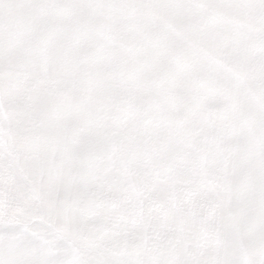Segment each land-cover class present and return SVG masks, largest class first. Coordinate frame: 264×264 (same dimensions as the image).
Masks as SVG:
<instances>
[{"label":"snow or ice","instance_id":"6c2138e0","mask_svg":"<svg viewBox=\"0 0 264 264\" xmlns=\"http://www.w3.org/2000/svg\"><path fill=\"white\" fill-rule=\"evenodd\" d=\"M65 8L70 18L29 26L16 34L17 47L39 58L43 77L81 86L119 133L104 136L106 144L142 146L123 136L133 125L161 136L183 132L194 108L201 140L215 148L216 177L209 182L203 171L190 173L206 207L176 222L207 245L198 264H241L227 250L242 235L240 222L221 214L224 205L253 212L243 235L264 247V143H246L264 135V0H0V54L12 32L11 13ZM233 61L246 71L237 72ZM248 99V109L232 115L233 103ZM217 106L228 114L218 128L211 111H201ZM106 156L123 166L118 152ZM67 243L25 210L8 207L0 217V264H65L60 248ZM94 264L125 262L101 251Z\"/></svg>","mask_w":264,"mask_h":264},{"label":"rangeland","instance_id":"374dc122","mask_svg":"<svg viewBox=\"0 0 264 264\" xmlns=\"http://www.w3.org/2000/svg\"><path fill=\"white\" fill-rule=\"evenodd\" d=\"M55 85L0 72V217L14 207L45 219L68 240L60 248L65 264H94L101 251L125 264H172V245L159 233L162 220L172 211L179 217L204 195L171 188L189 179L185 144L141 140L144 125L123 133L142 146L106 144L104 136L119 133L103 122L81 86ZM252 103L245 100V111ZM252 141L264 143V135ZM112 151L123 166L109 162ZM175 255L180 264L185 254Z\"/></svg>","mask_w":264,"mask_h":264},{"label":"crops","instance_id":"0c3cea01","mask_svg":"<svg viewBox=\"0 0 264 264\" xmlns=\"http://www.w3.org/2000/svg\"><path fill=\"white\" fill-rule=\"evenodd\" d=\"M73 15L71 9H60L54 10L52 12H24V13H11V28L12 32L8 35L7 42L4 45L3 52L0 54V72L18 74L19 76L28 77V78H39L44 81H51L52 83H57L58 86L73 87L77 88L79 84H68L64 81L54 80L43 77L37 65L39 63V58L35 54H30L25 51L20 50L16 44V34L26 30L29 26L36 23H47L57 19H67ZM222 55L225 57L231 58V53L225 52ZM231 66L239 73L243 74L246 71V68L243 64L233 61ZM78 90H82L79 87ZM245 100H236L232 106V115H237L240 111H245ZM189 117L185 121L186 130L180 133V130H173L172 137L169 135L161 136L158 132H154L146 124L147 133H143L141 140H152V141H162L165 137L166 140L172 139V141H179L185 144V151L182 154L183 157H188V164L183 162V170L188 172V180L184 182L175 181L172 185V189H182L185 187V190L188 192V196L192 190L193 194H204L203 197L198 199V203L193 205H186L180 212V216L185 215L189 210L202 209L206 207L207 196L205 193H202L199 189H194L192 185L199 183V181H194L193 176L190 173H195L203 171L206 174L207 180L211 182L216 177V166L214 160L215 148L210 144L204 143L200 138V128L199 118L194 116L196 111L194 108L189 107ZM201 111L208 112L211 111L212 115L215 118V126L218 128L220 124L228 118V114L223 111L220 107H213L212 109L204 108ZM146 135V136H145ZM151 135L152 139H149ZM192 144V147H188V144ZM193 142V143H192ZM249 146H253L252 137H249L246 141ZM204 150V151H202ZM174 152V151H173ZM177 154V153H175ZM205 156L207 159L202 160V157ZM192 157L195 159L193 161ZM212 158V164H208V159ZM212 178V179H211ZM181 183V184H180ZM186 195V194H185ZM194 199V198H193ZM169 219L166 220L164 225L165 229L159 231V233L165 234V237L168 238L169 244L172 245V250L170 253L172 264H178L179 258L176 257L175 253H183L185 256L181 257L182 262L180 264H198L202 257H204L207 251V245L202 241H197L193 238L191 229L187 225H180L175 223L177 217H175V212L170 213ZM221 214H227L235 216L239 219L242 235L234 243L229 242L227 245V250L234 256H236L241 264H250V262L255 261V264L264 263V247H253L252 242L246 238L243 233H247L252 229V226L255 222L254 214L251 210L248 209H229L226 205L221 207ZM179 216V217H180ZM171 223H174L176 226L182 227L181 230L174 228V225L171 226ZM179 245V246H178ZM175 246V247H174ZM177 247V248H176ZM176 249V250H175ZM260 259H263L260 263Z\"/></svg>","mask_w":264,"mask_h":264}]
</instances>
